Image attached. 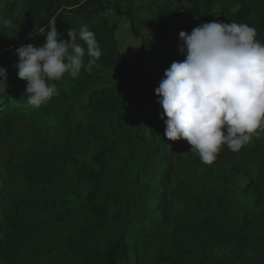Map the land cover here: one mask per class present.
I'll return each instance as SVG.
<instances>
[{
    "label": "rangeland",
    "instance_id": "1",
    "mask_svg": "<svg viewBox=\"0 0 264 264\" xmlns=\"http://www.w3.org/2000/svg\"><path fill=\"white\" fill-rule=\"evenodd\" d=\"M134 1L131 3L133 6L128 7H141L146 15L152 13L155 16L166 6L176 8L172 0ZM118 2L119 0H111L110 6L97 17L116 25L113 37L120 54H128L133 58L140 54L148 67L151 63L150 51L157 53L156 57L152 58L157 60L162 47L156 39V33H153L150 27L154 24L155 18L151 16L146 24L138 23L134 34L129 25L130 20L126 16L119 17L112 8L113 4ZM223 2L229 5V1ZM18 4L20 7L24 6L23 2L18 1ZM141 12L137 14L140 18ZM204 17L208 19L204 23H208L212 20L213 12ZM121 18L128 20L124 26L119 27L118 22ZM9 19L14 24L11 40L17 44L24 42L28 34L20 28L18 17L12 14ZM184 19L186 16L181 11L172 27L176 37H179L180 33L178 22ZM142 26L145 27V32L141 30ZM141 31L144 39L138 40ZM124 34L126 36L122 41L120 37ZM86 58L85 64L89 59ZM96 70L95 63L91 71ZM97 74L104 81L118 80L117 77L107 74ZM67 77L69 76L66 74L64 78L55 82L59 94L39 108L27 103L22 110L12 109L14 101L26 97L25 81L15 86L14 94L17 98H12L11 102L0 103V112H4V115L0 116V224L9 227L10 217L17 212L23 222L29 225L28 236L16 243L11 264H35V260L42 264H83L86 253H90L94 248L102 255L109 243L118 235V226L114 223L115 220L111 219L115 210L122 215L130 211L128 234L124 241L127 252L123 257L127 262H122L123 264L154 263L151 259L160 257L161 251L169 256L170 252H167L174 249L170 235L174 230L180 229L177 224L181 217L179 200L195 192L200 195L195 205L197 215L203 218L211 213L208 202L213 180L222 179L228 174L233 158L223 157L221 165H214L215 163L207 165L203 164L197 155L194 156L191 163L186 164L183 170L173 176V182L169 186L171 190L169 202L173 206L168 207L167 211L156 206L157 197L166 189L164 185L158 183V176L150 179L152 174L147 165L149 155L145 153H151L150 151L154 149L145 144L141 147L135 145L134 131L128 127V121L131 119H122L120 123H114L116 133L114 128L110 129L114 153L108 167L106 162H109V157L103 159L105 167L102 169H106L107 173L100 187L93 180L87 179L89 173L86 170L82 171V166L78 163L71 162L68 167L56 169V163L52 158L49 160L48 155L62 146L68 135L69 120L79 106L85 103V100L77 99L70 92L73 82L80 76L66 80ZM158 77L160 76L157 72L147 70V78L151 83L159 85L160 81L156 80ZM117 92L121 102L136 112L138 104L127 89H118ZM63 100L64 103H61ZM18 105L20 107L23 103ZM161 121L159 119L154 122L155 126ZM161 127L163 129L164 125L161 124ZM119 128H122L120 132ZM254 138L255 141L264 143V132H261L258 138ZM82 144L84 146L79 149L81 158L84 156V161H91V166H97L99 159H94V154H98L99 151L102 155L103 147L98 146L100 142H95L92 137H86L81 140ZM251 145L252 143L242 149L250 152L252 147L254 148V145L249 147ZM166 149L169 151V148ZM221 151L234 153L226 146ZM218 169L223 174L216 176ZM138 171L143 173L139 179ZM100 174L102 175L101 171ZM90 193L96 194L94 201L103 203L104 207L108 208L110 217L105 219V224L94 215L92 205L86 199ZM228 201L226 207L215 214L216 220L220 219V223L228 225L227 231L217 232L211 241H223L216 240L219 238L226 240L240 238L241 242L233 248L221 247L218 250L216 248L223 256L220 264H264V185L256 193L249 194L246 189L243 195L232 196ZM243 213L248 214L253 222V228L243 231L241 228ZM166 218L167 220H164ZM100 230L102 232H99ZM68 235L75 238L70 242L67 240ZM207 237L214 236L208 232ZM184 238L183 236L181 239V246L186 245ZM186 259L184 264H210L200 257Z\"/></svg>",
    "mask_w": 264,
    "mask_h": 264
},
{
    "label": "trees",
    "instance_id": "2",
    "mask_svg": "<svg viewBox=\"0 0 264 264\" xmlns=\"http://www.w3.org/2000/svg\"><path fill=\"white\" fill-rule=\"evenodd\" d=\"M18 1L23 2L24 6L20 7ZM110 1L0 0V20L7 19L12 22L9 18L15 14L19 19L20 28L28 34L24 42L14 43L11 40V32L14 26L4 27L0 23V67L6 69L8 80L6 87L0 85V103L11 102L12 98H17L14 89L22 80L17 75L18 57L15 53L20 46L32 44L34 47H40L45 42L44 29L46 33L48 22L52 19H56L55 26L59 36L65 41L69 39L67 33L70 28L78 33L82 26H87L90 31L95 33L96 40L102 49V55L96 62V71H82L80 77L73 82L70 92L77 99L85 100V103L79 106L75 115L69 120L68 135H66L62 146L57 151L55 149V152L48 155V158L54 160L56 169L68 167L71 162L78 163L82 166V171L86 170L89 173L87 179L93 180L100 187L107 173L106 169H102L105 167L103 159L109 157V162H106L108 167L111 155L114 153V149L111 147L110 129L111 127L114 128L116 133L114 123H120L122 119H131L128 121V127L134 131L133 142L135 145L141 147L145 144L154 149L150 151L151 153L145 151V155H149L147 165L152 174L150 179L158 176V183L164 185L165 188H163L166 189L161 196L157 197L156 206L166 210L173 206L169 202L171 192L169 186L173 182V176L183 170L186 164L191 163L196 154L190 153V145L187 141H169L164 136V120L161 119L159 125L155 126L154 122L160 119L163 110L158 103L159 97L155 94L158 85L151 83L147 78V70L157 72L160 77L156 80L161 81L164 78L165 70L170 67L173 61H183L186 58V51L183 53L180 51V48L184 47V43L179 37H176L175 30L172 28L181 11L185 14L186 19L178 22L180 32L184 31L190 34L194 28L208 21L204 17L206 14L213 12L212 20L209 22L246 23L256 29V39L264 44V0H226L229 1V5H226L223 0H172V4L176 8L166 6L158 11L155 16L152 13L146 15L141 7L122 9L119 4H113L112 8L119 17L126 16L130 20L134 34L137 23L146 24L151 16L155 18L154 24L150 26L151 31L156 33V39L164 44V49L157 60L152 59L153 55H149L151 63L148 67L140 54L134 58L128 54H120L116 49L113 37L116 25L97 17L107 9V6H110ZM214 8L215 10H213ZM140 12L142 13L141 18L137 15ZM12 25H14L13 22ZM86 57L84 59H87ZM97 73L117 77L118 80L104 81ZM69 78L67 77L66 80ZM118 89H127L133 96L138 104L136 112L131 111L128 106L121 102ZM17 100L14 101L12 109H24L27 104V96ZM22 103L23 105L19 107L18 104ZM61 103H64V100ZM3 115L4 112H0V116ZM46 115L48 116V114ZM51 115L53 114L51 113ZM165 119L167 118L165 117ZM161 124L164 125L163 129ZM121 129L119 128L118 131L120 132ZM123 129L125 130V127ZM86 137H92L95 142H100L99 148L103 147L102 155L99 151L98 154H94V159H99L97 166H91V161H84V156L81 158L79 153V149L84 146V144L81 145V140ZM92 143V147H94V142ZM251 143L252 145L249 147L254 145L251 150L253 152L243 150V147L234 153L220 151L217 159L212 163L221 165L223 164L220 163L223 161V157L233 158L228 174H225L222 179L213 180L208 202L211 213L203 218L197 215L195 205L200 195L195 194V192H191L179 200L181 217L177 224L180 229L174 230L170 235L174 249L167 252H170L169 256L164 255V252L161 251V256L151 259L154 260V263L151 264L161 262L184 264L186 258L195 257L204 258L210 264H220L223 256L217 250L221 247H237L241 242L240 238L227 240L219 238L216 240L223 241L218 242H213L211 239L215 238L217 232L227 231L228 225L220 223V219L216 220L215 214L226 207L225 204L229 202L228 200L232 196L243 195L246 189L249 194L256 193L264 185V152H262L264 143L255 141V138ZM166 148H169V151ZM217 173L216 176L223 174L220 169ZM142 175L143 173L138 171L137 179ZM95 196L96 194L90 193L86 199L92 205L94 215L105 224V219L110 217L108 208L104 207L103 203L94 201ZM129 215L130 211L124 215L117 210L114 211L111 219H114V223L118 226V235L109 243L102 255L95 248L91 249L90 253H86L83 264H123L122 262H127V259L123 257L127 252L124 241L128 234ZM9 223L7 228L0 224V264L12 263L17 241L19 242L21 238L27 237L29 234V225L23 222L21 215L19 216L17 212L10 217ZM253 226L248 214L243 213L241 227L243 231L249 230ZM208 232L214 237H207ZM183 236L186 245L181 246ZM73 238L75 237L72 235L67 236V240L70 242ZM69 256L68 260H70ZM35 264L42 263L35 260Z\"/></svg>",
    "mask_w": 264,
    "mask_h": 264
},
{
    "label": "clouds",
    "instance_id": "3",
    "mask_svg": "<svg viewBox=\"0 0 264 264\" xmlns=\"http://www.w3.org/2000/svg\"><path fill=\"white\" fill-rule=\"evenodd\" d=\"M0 23L14 26L7 19ZM55 24L56 19L48 22L40 47L22 45L15 53L18 78L26 82L24 95L34 108L59 94L56 81L91 71L102 55L87 26L78 33L70 28L65 41ZM256 37L254 27L237 22L213 21L190 34L181 31L180 51L186 58L173 61L155 89L164 136L187 141L203 164H212L224 146L238 152L264 132V44ZM6 80V69L0 67V85L6 87Z\"/></svg>",
    "mask_w": 264,
    "mask_h": 264
},
{
    "label": "crops",
    "instance_id": "4",
    "mask_svg": "<svg viewBox=\"0 0 264 264\" xmlns=\"http://www.w3.org/2000/svg\"><path fill=\"white\" fill-rule=\"evenodd\" d=\"M133 2H135L134 0H119V2H118V4H119V6L120 7H122V9H124V8H127L128 6H133V4H131V3H133ZM142 4V3H141ZM127 20L128 19H126V18H121L120 20H119V22H118V25H119V27H120V25H122V26H124V23L125 22H127ZM138 24V23H137ZM136 24V25H137ZM129 25H130V23H129ZM140 25V24H139ZM142 25V24H141ZM141 28V30L143 31V32H145L146 30H145V27H140ZM142 31L141 32H139V35L141 36L140 38H139V36H138V40H142V38H143V33H142ZM125 34L124 35H121V37L120 38H122V41H123V39H125ZM150 37V36H149ZM153 37H155L154 35H153ZM144 39V38H143ZM151 41V39H149L148 40V42H150ZM160 45L162 46V47H160V49H161V51H160V54H161V52H162V50L164 49V44L163 43H160ZM152 50V49H151ZM157 53L155 52V53H153L152 51H150V55H153V56H155ZM159 56V55H158ZM156 57V56H155Z\"/></svg>",
    "mask_w": 264,
    "mask_h": 264
}]
</instances>
